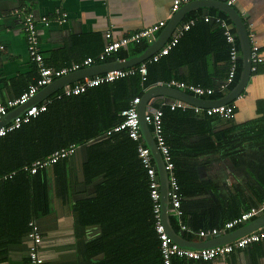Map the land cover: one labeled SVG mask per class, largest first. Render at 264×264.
Wrapping results in <instances>:
<instances>
[{"label": "crops", "instance_id": "1", "mask_svg": "<svg viewBox=\"0 0 264 264\" xmlns=\"http://www.w3.org/2000/svg\"><path fill=\"white\" fill-rule=\"evenodd\" d=\"M172 2L0 0V100L18 98L37 77L36 66L27 54L22 27L25 14L52 19L47 26L37 24L40 32L39 48L47 65L61 68L81 63L88 57L96 58L104 47V34L107 31H110L112 39L118 40L160 21H166L167 24L173 16ZM232 7L240 15L248 35H254L252 42L258 45L263 61L250 73L241 94L222 104L233 106L231 117L195 115L174 122V130H183L182 138L177 132L171 147L182 150V156L177 157V169L185 191L180 202L182 214L175 215L169 207V223L172 216L174 226L171 223L170 226L177 235L188 241V249H202L211 240L231 235L258 220L259 225L254 231L264 226L263 212L247 223L216 236L198 235L201 230L223 229L226 222L249 208L257 207L264 199V0H238ZM56 10L65 13L67 21L64 24L53 21ZM222 14L229 22L220 18ZM187 16L196 21L167 57L161 58L165 66L162 77L154 87L166 86L172 80L198 85L213 90V94H219L234 78L227 84L228 44L215 19L231 24L235 42L239 44L236 27L230 16L217 5L196 6ZM186 17L181 24L187 21ZM204 17L210 20L205 22ZM152 37L156 38L157 33ZM238 48L240 51L239 45ZM239 60L241 63V51ZM230 92L217 99L208 96L202 99H226ZM166 99L176 100L152 93L147 101L146 112L156 109L157 104ZM140 139L138 146H147L144 138ZM82 159L81 152L73 157L77 181L69 178L70 169L66 161L57 168L50 167L41 172L39 188L47 195V204L33 196L32 180L0 182V264H31L29 248L32 241L28 236L30 222L38 227L42 241L39 252L44 264H110V257L107 258L105 252L94 251L100 245L97 241L105 234V228L95 221V218L100 217L102 205L97 202L95 193L97 187H110L118 181L124 182L119 179L124 174L120 173L118 179L111 180L109 172H104V177L84 184ZM104 201L109 202L107 198ZM82 205H86V208H79ZM82 217L90 218V222L79 225ZM182 225L186 227L185 230H182ZM106 244H102L104 249ZM137 256L135 264H160L158 246L154 243L144 245ZM172 264H264V240L236 250L224 258L209 261L174 258Z\"/></svg>", "mask_w": 264, "mask_h": 264}, {"label": "trees", "instance_id": "2", "mask_svg": "<svg viewBox=\"0 0 264 264\" xmlns=\"http://www.w3.org/2000/svg\"><path fill=\"white\" fill-rule=\"evenodd\" d=\"M190 18L193 17L187 16L186 20ZM220 18L229 22L223 14ZM237 45H239L238 42ZM148 46L149 43L146 40L130 43L126 48L119 49L103 61L95 59V64L139 55ZM161 58L157 62L150 63L148 60L144 62L147 69L144 80L136 72L134 75L87 89L77 96L56 99V94L59 93L57 91L42 102L49 101L44 112L0 138V176L11 175L5 181L32 180V194L38 201L47 202V195L43 189L40 190L39 181L41 172L48 168L38 169L35 174H30L24 170V167L44 160L54 151L67 148L69 145H74V152L50 167L57 168L65 161L68 162L71 180L77 181L76 166L73 161L77 152H81L83 156L80 163L84 184L100 176L104 177V172L106 174L109 172L111 180L118 179L120 173L124 174L119 178L124 182L118 181L110 187H97L95 193L97 202L102 204L100 217L95 218V221L105 228V234L101 240L97 241L100 245L94 251L95 253L105 252L107 258L110 257V264H135V261H138L137 255L148 243L158 246L159 262L162 264L152 202L149 197L148 178L137 153L141 139L133 141L124 131L106 134L122 121L121 112L128 107L130 101L135 97L141 98L160 80L165 66ZM240 72L241 63L238 62L233 82L223 92L209 95L208 98L217 99L232 91L239 80ZM156 109L162 111V133L169 148L174 166L173 172L177 178L182 199L185 188L180 184V171L178 174L177 169V157L182 156V150H175L171 146L177 137V132L182 138L183 130H174V122L183 121L185 116L208 115L203 111L198 114L193 110L171 111L161 104H157ZM149 129L151 130L150 126ZM61 178L63 179L64 176ZM3 182L4 180L1 184ZM104 198H107L109 202L104 201ZM48 199L50 200L49 196ZM84 207L86 208V205L79 208ZM48 210L50 212V207L47 206ZM102 214L105 216L101 217ZM89 219L82 217L79 225L89 223ZM170 223L174 226L172 216ZM103 242L107 243L105 249ZM97 264H103V262Z\"/></svg>", "mask_w": 264, "mask_h": 264}, {"label": "built area", "instance_id": "3", "mask_svg": "<svg viewBox=\"0 0 264 264\" xmlns=\"http://www.w3.org/2000/svg\"><path fill=\"white\" fill-rule=\"evenodd\" d=\"M196 0H173L171 6V14H174L179 8L189 2ZM238 0H225L227 6H234ZM209 17H204V21L208 22ZM52 19L47 16H40L35 18L32 13H27L23 16L22 27L24 30V36L27 47V54L29 60L35 64L37 69V77L35 78L34 83L30 84L18 98L1 101L0 100V117L6 115L13 108L26 103L28 100L33 98L42 88L51 84L53 81L59 79L60 77L67 75L71 72L83 69L95 65V59L103 61L113 53L117 52L121 48H126L130 43H139L141 40H148L153 36L154 33L161 32L165 27L166 21L157 22L155 25L143 29L139 32L134 33L129 37H123L118 40H114L111 37L110 31L105 32L104 34V47L102 51L97 55V58H86L81 63H75L68 67L53 68L48 66L45 63L43 54L39 48V38L40 32L37 24L43 26L49 25ZM58 24H64L67 19L65 13L56 10L55 16L53 18ZM196 19L190 18L183 24L179 25L174 32L172 33L170 39L166 44L154 55H152L148 61L157 62L161 57L166 56L169 51L175 47L179 40L183 37L185 32H187L191 26L194 25ZM215 21L219 24L222 34L226 43L228 44V73H227V84L232 82V79L235 76V71L240 58V51L237 43L235 42V36L232 31L231 24L216 18ZM253 34L248 35L251 43V72L255 71L256 65L263 61L262 56L259 53V47L255 42H252ZM2 49V46H0ZM101 64V63H100ZM139 73L142 76V80L145 79L147 69L146 63L142 62L139 65L128 69L114 70L107 72L105 74H100L92 77H85L80 81H77L73 84H70L64 87L57 95L56 98L60 99L62 97H71L77 96L84 93L87 89L99 86L103 83L113 82L117 79L124 78L129 75H134ZM168 87L175 88L177 90L186 92L192 96L202 98L203 96H209L213 94V90L201 88L198 85L187 84L185 82H176L169 81L166 85ZM226 86V85H225ZM141 101V98H133L128 107L121 112L122 121L113 127L106 134L110 135L112 132L124 131L127 136L133 141H138L141 138V130L139 126V117H138V105ZM46 101L42 104H36L31 106L24 114L16 117L11 123L6 126L0 127V138L4 137L7 133L12 132L15 129H18L21 124L29 122L33 117H36L38 114L44 112L47 107ZM162 106H167L171 111L174 110H193L195 113L200 111L205 112L206 115L212 116L216 115L219 117L228 118L231 117L234 113V108L232 105H219L215 107L201 108L198 106L191 105L185 101L181 100H163L161 102ZM144 122L147 126L151 127V134L153 136L155 145L158 151L161 154L162 160L164 162V169L168 174V192L167 197L169 200L170 211L175 215L180 216V202H181V193L177 178L173 172V163L170 156L169 148L165 142V138L162 133V111L159 109H154L150 112H144L143 116ZM75 150L74 145H69L67 148H62L54 151L52 154L47 156L44 160H39L32 163L30 166H25L24 170L30 174H35L38 169L49 168L51 165L57 163L60 159L66 158L71 155ZM138 157L143 168L146 170L148 178V189L149 197L152 202V213L155 219V231L159 240V248L161 254L162 264H172V259L181 258L186 260L194 261H209L216 258H224L230 253L243 249L250 244L257 243L261 240H264V226L254 232L241 236L240 238L234 240L233 242L215 246L211 248H202V249H188L180 246L178 243L172 240V238L165 231V227L162 223L161 217V201H160V184L159 178L156 173V168L153 164V158L151 156L150 150L147 146H138L137 148ZM11 175L0 176V182L10 178ZM264 212V200L257 206L249 208L248 210L242 212L237 218L226 222L223 226V229H210V230H201L198 235L200 237L216 236L220 232L225 230H230L235 227H238L242 224L247 223L253 217H256ZM30 232L28 234L31 239V245L29 248V260L31 264H44V259L40 255L39 247L42 243L41 236L39 234L38 227L33 223H29ZM182 230H185V226H181Z\"/></svg>", "mask_w": 264, "mask_h": 264}, {"label": "water", "instance_id": "4", "mask_svg": "<svg viewBox=\"0 0 264 264\" xmlns=\"http://www.w3.org/2000/svg\"><path fill=\"white\" fill-rule=\"evenodd\" d=\"M214 5H217L218 8L226 12L230 16L232 22L236 27V32H237L240 51H241L242 67H241L240 77L235 88L232 90V92H230V94L227 96L226 99L210 101L192 96L186 92L168 86L153 87L146 92L144 98L142 99V101H140L137 108L141 134L146 142L147 147L150 150L151 156L154 160L157 175L159 178L162 223L165 227V231L172 238V240L178 243L180 246L187 248L188 246H186V244H188V241L184 240L182 237L177 235L170 226L169 200L167 197L168 174L164 169V162L162 160L160 152L158 151L155 145L153 136L151 134V130L144 122L143 116H144V112L146 111L148 98L151 96L152 93L167 95L176 100L185 101L191 105L202 108L222 105L225 102H229L237 98L241 94V92L244 90L248 82L251 73V59H250L251 43L248 37L246 27L243 24L240 15L238 14V12L235 10L234 7L227 6L225 2L223 3L215 0H196L183 5L168 20L167 24L161 30L158 36L156 38L151 37L149 39L148 41L149 46L141 54L123 60H116L113 62H106L102 64L92 65L60 77L59 79L53 81L51 84L42 88L33 98L28 100L26 103L13 108L6 115L1 116L0 127L6 126L9 123H11L16 117L24 114L31 106L40 104L43 100H46L49 96H51L55 92L61 90L62 88L70 84L80 81L85 77H92L100 74H105L107 72L114 70L128 69L136 65H139L142 62H145L152 55L157 53L166 44V42L169 40L174 30L183 22L184 18L186 17V15L190 10H192L196 6L209 7ZM258 225H259V220L247 226L242 227L238 231L233 232L231 235H227L222 238L211 240V242L205 244L204 248H211V247L230 243V241L232 242L240 238L241 236L246 235L251 231H254L258 227Z\"/></svg>", "mask_w": 264, "mask_h": 264}, {"label": "clouds", "instance_id": "5", "mask_svg": "<svg viewBox=\"0 0 264 264\" xmlns=\"http://www.w3.org/2000/svg\"><path fill=\"white\" fill-rule=\"evenodd\" d=\"M102 64V63H101Z\"/></svg>", "mask_w": 264, "mask_h": 264}]
</instances>
